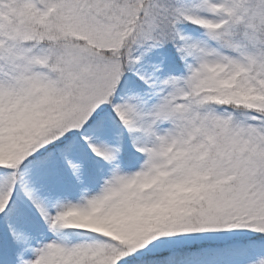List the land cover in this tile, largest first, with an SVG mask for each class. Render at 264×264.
Segmentation results:
<instances>
[{"label": "snow or ice", "instance_id": "1", "mask_svg": "<svg viewBox=\"0 0 264 264\" xmlns=\"http://www.w3.org/2000/svg\"><path fill=\"white\" fill-rule=\"evenodd\" d=\"M0 264H264V0H0Z\"/></svg>", "mask_w": 264, "mask_h": 264}]
</instances>
